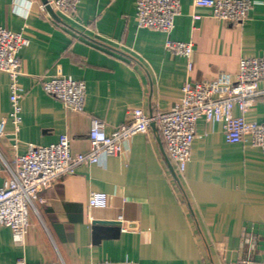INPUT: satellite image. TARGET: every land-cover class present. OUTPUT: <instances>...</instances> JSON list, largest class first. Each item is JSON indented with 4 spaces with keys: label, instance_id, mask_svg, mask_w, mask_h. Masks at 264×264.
<instances>
[{
    "label": "crops",
    "instance_id": "0c3cea01",
    "mask_svg": "<svg viewBox=\"0 0 264 264\" xmlns=\"http://www.w3.org/2000/svg\"><path fill=\"white\" fill-rule=\"evenodd\" d=\"M42 0H0V26L22 31L18 78L21 121L16 128L11 78L0 70V187L6 186L16 153L68 133L74 154L90 148L93 117L107 131L141 107L157 112L182 98L187 60L166 47L163 31L139 26L137 0H81L75 16L41 11ZM200 14L195 18L194 14ZM170 37L193 40V79L234 74L243 56H264V0H254L242 24H230L181 0ZM67 75L87 85L85 109L77 111L48 93L43 80ZM264 84V81H263ZM242 111L235 108L234 114ZM249 123L264 117V95L245 112ZM18 140L17 151L13 141ZM157 125L138 133L119 154L81 164L41 190L30 207L24 243L0 223V264H264V151L226 139L224 124L200 118L191 159L176 178ZM92 190L108 204L91 207ZM119 220L95 224L94 220ZM258 236L249 256L244 234Z\"/></svg>",
    "mask_w": 264,
    "mask_h": 264
},
{
    "label": "built area",
    "instance_id": "2783aa9c",
    "mask_svg": "<svg viewBox=\"0 0 264 264\" xmlns=\"http://www.w3.org/2000/svg\"><path fill=\"white\" fill-rule=\"evenodd\" d=\"M81 0H49L55 11L76 14ZM198 7L207 8L212 16L242 24L253 7L254 0H194ZM41 11L47 12L41 3ZM139 26L154 28L169 36L166 47L187 60V79L182 86V98L165 110L149 113L141 107L130 111L127 122L107 131L106 122L93 117L89 131L90 148L74 154L68 133L61 134L58 141L50 144H28L24 154L16 153L14 166L8 164L11 177L6 186L0 187V223L13 228L17 243H24L30 226L29 210L39 198L41 190L50 186L59 176L75 172L81 164L98 163L102 155L119 154L127 142L138 133L148 132L155 123L165 142L169 160L180 178L191 159V151L200 118L220 121L224 124L229 142L248 143L264 151V117L261 122L249 123L245 112L264 95V56H243L238 70L232 74L220 72L215 79H193L190 72L195 66V43L191 40H176L170 37L176 17L181 13V0H137ZM199 18L200 14H194ZM30 43L22 31L0 26V70L11 78L13 109L9 113L18 128L21 121L18 78L23 73L21 49ZM44 89L77 111L85 109L87 85L84 81L67 75H54L43 80ZM235 108L242 113L234 114ZM6 118L0 121V136L4 135ZM17 151L18 140L12 143ZM108 204V193L92 190L89 194L91 207ZM258 236L246 232L242 245L249 256L244 262L251 263V252L256 248ZM16 264H32L19 259ZM42 264H53L46 262ZM98 264H112L110 260Z\"/></svg>",
    "mask_w": 264,
    "mask_h": 264
},
{
    "label": "water",
    "instance_id": "95a60500",
    "mask_svg": "<svg viewBox=\"0 0 264 264\" xmlns=\"http://www.w3.org/2000/svg\"><path fill=\"white\" fill-rule=\"evenodd\" d=\"M42 3L45 4L46 9H47V11L49 13H51L53 16H55L56 18H58L55 10L53 9V7L49 3V0H42ZM155 125H156L155 123H152V126H155ZM170 168H171L174 176L176 178H178V176L176 174V171H175V169H174V167H173L172 164H170ZM94 223L95 224H97V223H99V224H119V220H100V219H96V220H94Z\"/></svg>",
    "mask_w": 264,
    "mask_h": 264
}]
</instances>
